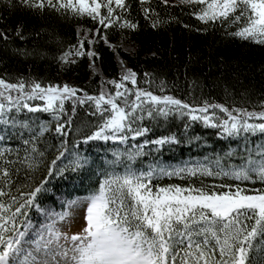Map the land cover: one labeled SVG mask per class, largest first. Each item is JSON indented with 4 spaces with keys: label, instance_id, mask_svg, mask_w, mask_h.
Returning a JSON list of instances; mask_svg holds the SVG:
<instances>
[{
    "label": "snow or ice",
    "instance_id": "snow-or-ice-1",
    "mask_svg": "<svg viewBox=\"0 0 264 264\" xmlns=\"http://www.w3.org/2000/svg\"><path fill=\"white\" fill-rule=\"evenodd\" d=\"M5 2L9 8L15 6L12 0ZM139 2L145 19H151L155 9L143 7L147 0ZM18 3L33 12L42 14L48 9L62 16L88 17L96 23L94 32L77 30V43L59 57L66 64L75 63L72 56H87L94 67L98 54L91 46L99 40L108 44L102 30L117 24L128 29L138 26L126 18L129 6L125 0ZM161 3L167 6L169 0ZM178 3L192 8L191 14L203 24L235 25L236 31L230 35L264 44V0ZM161 22L156 14L152 25ZM7 31L11 29L0 30V39L6 42ZM22 33L23 24H18L13 34L23 40ZM150 75L144 73L145 78ZM146 83L151 85L152 81L146 79ZM165 83L160 81L159 94L139 87L137 73L131 68L119 79L102 80L98 94L68 83L45 84L33 77L20 76L16 82L0 78V125L4 126L0 140L18 134L25 153L23 162L33 170H38L45 156L37 147L40 138L54 132L53 139L58 140V144L50 145L55 147L56 155L45 166L42 178L28 185L27 191L18 190L12 195L0 187V264H110L101 253L102 237L120 240L123 264H175L178 256L179 264H256L252 253L264 251V100L251 110L208 99L189 103L166 94ZM104 84L114 91H106ZM66 101L70 102V110ZM78 107L86 108L92 119L76 124L73 117ZM39 114H50L52 119L40 121ZM146 117L149 123L161 118H184L185 135L192 123L201 122L215 129L217 136L240 138L244 146L239 163L232 162L236 150L229 148L214 159L205 156L203 160L172 165L154 157L145 164L142 157L150 154L145 152L146 146H153L151 150L158 154L160 148L156 146L180 143L176 134L149 139L152 127L145 122ZM85 127L90 134L82 130ZM70 131L78 137L71 143ZM257 136L260 142L252 147ZM200 139L192 136L188 142ZM110 141L125 147H112V158L105 157L102 164L79 147L81 142L89 145ZM130 141L136 143L128 146ZM13 151L18 153L19 149L0 147V160L5 164L0 166V178L9 184L6 165L14 161L5 157ZM69 171L85 174L83 178L91 183L98 181V187L88 189L83 197L61 195L60 210L50 203L42 204V195L51 191V181ZM91 176H96V181H91ZM165 178L180 182L162 183ZM206 178L212 182H206ZM257 183L261 187L248 186ZM66 220L69 227L79 223L82 231L71 236L62 232L58 225Z\"/></svg>",
    "mask_w": 264,
    "mask_h": 264
},
{
    "label": "trees",
    "instance_id": "trees-1",
    "mask_svg": "<svg viewBox=\"0 0 264 264\" xmlns=\"http://www.w3.org/2000/svg\"><path fill=\"white\" fill-rule=\"evenodd\" d=\"M125 2L129 6L126 18L137 23V28H122L117 24L102 30L101 35H106L107 39L113 42L123 40L134 48L132 51L113 49L103 40H99L91 46L98 54L93 67L91 58L87 56L70 57L75 60L72 64H66L59 59L61 53L77 43L78 29L95 31L97 25L93 20L88 17L62 16L48 9L42 14L33 12L19 5L18 0H12L15 6L9 8L5 0H0V30L11 29L7 31V42L0 39V78L16 82V78L20 76L33 77L45 84L68 83L89 94H98L102 80L120 78V59L128 69L131 68L137 73L138 86L155 94H159L160 81L163 80L166 82V94L175 95L189 103L208 99L211 102L244 106L251 110L253 105L258 106L259 102L264 100V44L230 35L229 33L236 31L235 25L225 27L219 22L203 24L191 14L192 8L179 3L169 2L166 6L161 0H147L143 7L155 9V14L151 19H145L139 0ZM156 14L162 22L153 27L152 20L156 19ZM18 24H23V40L13 34ZM80 35H84L83 30ZM88 38H92L91 34ZM88 47L85 44V49ZM17 49H23L24 52ZM144 73L151 75L145 78ZM146 79L152 81L151 85L146 83ZM104 88L106 91H114L109 84H104ZM66 107L70 110V102L66 101ZM86 113V108L78 107L73 117L75 123L80 124L92 119ZM51 119L50 114H39L40 121ZM145 122L152 127V132L148 134L149 139L176 134L180 140V143L156 146L160 148L158 154L151 150L153 146H146L145 152L150 154L142 157L145 164L151 162L154 157L172 165L203 160L205 156L214 159L216 154L223 156L229 148L236 150L232 162L239 163V154L244 146L240 138L217 136L215 129L207 128L201 122L192 123L185 135L184 118L170 117L168 121L161 118L157 122L149 123L146 117ZM3 128L4 126L0 125V134ZM82 130L90 134L87 127ZM54 136V132L46 133L37 144V147L45 152L43 163L39 165L38 170L29 169L23 162L25 153L18 134L5 135L4 139L0 140V147L19 149L18 153L13 151L5 157L6 160L14 161L6 165L9 168L11 183H5L0 178V187L5 193L10 191L12 195H16L18 190L27 191L28 185L42 178L45 166L49 165L56 155L55 147H50L58 144V140L53 139ZM192 136H199L201 139L189 143L188 140ZM24 138H27V133ZM68 139L71 143L78 137L74 138L70 131ZM260 139L259 136L253 138L251 146L255 147ZM137 141L142 143L141 138H137ZM134 143L136 141H130L128 146ZM116 146L125 147L111 141L89 142V145H83L81 142L79 145L83 151L93 156L98 164H102L105 157L111 159L112 147ZM0 166H5L4 160H0ZM83 175L85 174L69 171L63 177L55 178L49 184L51 191L42 195L41 203H50L56 210H60L58 197L61 195L66 198L85 196L88 189L98 187L96 176H91V181H96L91 183L84 179ZM169 182L180 181L165 178L162 183ZM206 182L212 181L206 178ZM248 186L261 187L259 183ZM4 199L7 201L8 197ZM36 218L39 219L38 216ZM252 255L256 258V264H264V251H254ZM175 264H179L178 258Z\"/></svg>",
    "mask_w": 264,
    "mask_h": 264
},
{
    "label": "rangeland",
    "instance_id": "rangeland-1",
    "mask_svg": "<svg viewBox=\"0 0 264 264\" xmlns=\"http://www.w3.org/2000/svg\"><path fill=\"white\" fill-rule=\"evenodd\" d=\"M169 2L178 3V0H169ZM108 45H111L113 49L121 48L122 50H125V51H132L134 48L132 44L125 42L123 40H119L116 42L108 40ZM118 68L121 74L128 69L127 66L120 59H118ZM68 224H69V221L66 220L64 223L58 225V227L60 228L62 232H67L69 236H71L72 234H77L79 231H82V227L79 223L73 224L71 225V227H69ZM178 259H179V256H178Z\"/></svg>",
    "mask_w": 264,
    "mask_h": 264
},
{
    "label": "clouds",
    "instance_id": "clouds-1",
    "mask_svg": "<svg viewBox=\"0 0 264 264\" xmlns=\"http://www.w3.org/2000/svg\"><path fill=\"white\" fill-rule=\"evenodd\" d=\"M101 253L110 260V264H123L124 257L120 254V240L115 237H102Z\"/></svg>",
    "mask_w": 264,
    "mask_h": 264
}]
</instances>
